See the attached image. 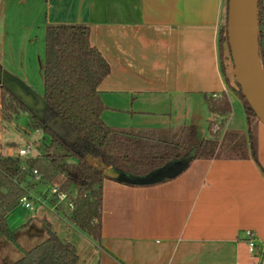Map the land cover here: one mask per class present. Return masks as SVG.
<instances>
[{
    "label": "crops",
    "instance_id": "0c3cea01",
    "mask_svg": "<svg viewBox=\"0 0 264 264\" xmlns=\"http://www.w3.org/2000/svg\"><path fill=\"white\" fill-rule=\"evenodd\" d=\"M226 5V0H0V23L36 25L44 39L49 24H88L89 42L110 66L98 84L106 106L102 119L124 129L176 128L183 122L174 114L186 117L208 108L213 92H225L229 101L230 94L237 96L230 93L237 87L229 73V47L219 42ZM4 38L0 32V55ZM45 117H51L47 108ZM214 117L210 113L208 129ZM7 126L0 83V153L16 154ZM256 129L264 168L259 120ZM100 213L98 239L85 233L80 254L69 239L78 253L75 264H264V171L251 156L195 158L174 177L151 183L108 175L101 184ZM32 214L19 227L8 220L9 228H30ZM247 230L254 237L252 250ZM11 239L0 234V246Z\"/></svg>",
    "mask_w": 264,
    "mask_h": 264
},
{
    "label": "trees",
    "instance_id": "16d2710c",
    "mask_svg": "<svg viewBox=\"0 0 264 264\" xmlns=\"http://www.w3.org/2000/svg\"><path fill=\"white\" fill-rule=\"evenodd\" d=\"M263 12L264 5L259 0L260 57ZM89 30L86 23H53L46 26L43 98L51 117L40 118L31 113L32 122L29 125L30 128H40L49 141L36 154L0 153V234L16 235V229L9 228V211L28 189L38 182L58 180L59 175L62 176L59 181L62 189L69 194L74 189L80 193L68 212L69 218L83 232L98 239L101 184L109 169L130 176H143L182 160L177 175L195 158L251 156L264 171L257 157L258 118L254 117L256 115L246 100V131L224 129L219 135L210 133L199 137L196 125L191 123L176 128L149 129H124L107 124L101 117L106 106L98 84L108 74L110 66L101 51L89 42ZM219 42H225L229 47L226 26L219 33ZM262 66L264 68L263 62ZM236 84L240 91L239 84ZM2 89L5 118H11L7 111L12 104L14 111L16 107L28 110L7 86L2 85ZM7 93L15 104L7 99ZM207 105L210 113L218 116H225L231 111L225 92L207 97ZM224 121L225 118L221 119L222 125ZM33 169H37L39 177ZM77 259L75 245L61 239L51 228V223L46 221V237L6 264H75Z\"/></svg>",
    "mask_w": 264,
    "mask_h": 264
},
{
    "label": "rangeland",
    "instance_id": "374dc122",
    "mask_svg": "<svg viewBox=\"0 0 264 264\" xmlns=\"http://www.w3.org/2000/svg\"><path fill=\"white\" fill-rule=\"evenodd\" d=\"M261 1L264 5V0ZM25 24L26 23L24 22H15L7 24L6 26L3 23V20L1 21L0 32L3 37L5 35V38L2 41V55H0V60L4 67L9 69L10 72L21 77L28 85L32 86L35 91L43 93L42 64L40 63L43 61L42 58L45 54L44 33L43 30L38 29L36 25H32V27H30ZM225 26L226 21L224 28ZM261 29L263 35L261 39L262 54L260 60L262 58V62L264 64V12L262 15ZM229 65V73L233 76L232 79L238 89V85L236 84L237 81L233 74L232 60ZM237 89H231L232 91L230 90V93H237L238 97L234 94H230L231 111L229 112L228 119H226L223 125L221 124V119L224 118L213 114L215 117L210 121L208 129L209 122L207 119L210 116V112L205 105L202 106L201 110L195 109L193 113H188L186 117H178V115L175 114L174 117L179 118L178 124L182 122L183 124H196L197 134L199 137L207 136L210 133L214 135L222 134L224 128H227L229 131L236 130V128L238 130L245 131L246 117L243 107L245 99L241 95V90L238 91ZM7 99L15 104V102L11 100L12 98L9 96V93H7ZM31 113L32 112L30 110L22 109L20 107H16V111H14L12 104L11 109L7 111V115H10L11 118H7L9 126H7L6 133H13L15 135L14 138H16L15 141L17 142L15 145L16 149L20 147H27V154H36L38 153V150H42L44 148V145L49 141V137L45 135L40 128H30L32 122L30 118ZM254 117L256 119L258 118L257 116ZM176 118L175 121L177 120ZM171 121H173V118H171ZM59 177L60 179L58 180L50 182L47 181L46 183L38 182L34 187H31L30 191L41 199V202L33 201V209L26 208L23 205L18 204L11 210L8 217L10 225L13 224L19 227L21 222L32 213H36V220H34L30 228L23 227L22 229L20 228L15 230L17 241L19 243H16L13 236L11 240L4 241L5 244L0 246V264H5L6 259L10 261L19 257L23 254L22 248L28 249L44 239L46 237V221L51 223V228L57 232L61 239H70L73 243H75L79 251L78 253H81V247L79 244L84 243L83 240L86 234L75 226L68 216L69 210L73 208L75 203L73 206H67L65 203L63 205L55 204V197H52V202H50L49 197L45 199L44 194L45 192L47 193V191H45L47 185L49 183H54L55 181H61L62 176L59 175L58 178ZM70 197L75 202V199L80 197V193L74 189L72 190V193H70ZM31 229H34L35 231L31 233Z\"/></svg>",
    "mask_w": 264,
    "mask_h": 264
},
{
    "label": "water",
    "instance_id": "95a60500",
    "mask_svg": "<svg viewBox=\"0 0 264 264\" xmlns=\"http://www.w3.org/2000/svg\"><path fill=\"white\" fill-rule=\"evenodd\" d=\"M258 1L227 0L226 31L233 74L245 100L264 126V68L259 55ZM0 83L7 86L33 114L45 118L47 105L44 98L1 64ZM181 162H172L143 176H130L114 169H109L108 175L130 183H150L175 175Z\"/></svg>",
    "mask_w": 264,
    "mask_h": 264
},
{
    "label": "built area",
    "instance_id": "2783aa9c",
    "mask_svg": "<svg viewBox=\"0 0 264 264\" xmlns=\"http://www.w3.org/2000/svg\"><path fill=\"white\" fill-rule=\"evenodd\" d=\"M212 96H218L217 92H213ZM28 148L27 147H20L17 149L16 154L18 155H24L27 154ZM33 173L39 177L37 169H33ZM47 193L45 192V199L49 197L50 202H52V197H55V204H66L67 206H73L74 201L71 199L70 194L67 190H64L61 188L60 182H54V183H49L47 185V188L45 189ZM33 201H38L41 202L40 197H37L30 189L27 190L25 194H23L19 200L18 204L23 205L24 207H30L32 208L34 206ZM247 234L250 235L248 237V245L249 249L252 250L255 242H254V237L252 236V233L250 230H247Z\"/></svg>",
    "mask_w": 264,
    "mask_h": 264
}]
</instances>
